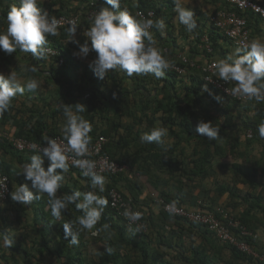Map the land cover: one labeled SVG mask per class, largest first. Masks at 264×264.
Instances as JSON below:
<instances>
[{
	"label": "trees",
	"instance_id": "obj_1",
	"mask_svg": "<svg viewBox=\"0 0 264 264\" xmlns=\"http://www.w3.org/2000/svg\"><path fill=\"white\" fill-rule=\"evenodd\" d=\"M74 1H79L80 5L68 10L64 9L67 3L59 1L61 9L50 13L51 16L79 13L87 9L91 2ZM214 1L218 3L220 0ZM255 1L263 4L264 0ZM53 3L57 4L58 1ZM95 6L99 9L111 7L105 0H96ZM121 7L127 8L134 15L139 9H152L155 11L153 20H164L163 35L155 28L150 31L158 41L157 46L172 63L165 77L160 80L152 74L128 77L122 71L109 70L104 79H98L87 59H77L73 55L65 43L71 38L67 32L68 27L62 28L58 36L48 37L46 45V48L57 49L58 55L47 53L46 59L37 61L31 53H23L18 49L5 56L3 62L12 63L18 56L21 62L31 66L35 64L40 69L33 76H44L45 80L56 82L55 92L63 95V98L57 104L49 105V112L29 105L25 100L17 103L14 98L10 109L0 119L1 125L16 127L15 136L46 143L43 141L44 134L51 138L63 137L61 128L65 118L60 107L62 102L86 105L87 110L82 115L92 124L91 144L100 136H105V151L114 160L129 166L128 172L111 175L106 179L103 193L96 190L109 201L96 228L100 229L105 223L110 228L108 232L98 231V236H91L100 245L93 254V244H89L93 242L89 237L91 231L74 226L73 230L78 233L77 244L70 243L71 237H65L63 223L75 220L83 214L82 211L71 204L62 220L54 221L48 198L42 196L36 200V205L31 204L33 215L30 223L34 235L32 246H19L11 250L0 247V254L21 253L28 264H42L46 258H53L58 264H264L261 259L264 256V243L261 238L241 235L240 239L248 241L259 256L243 252L236 246L222 242L208 226L165 211L152 196L155 193L167 202L175 201L178 197L182 204L190 202L194 207L202 200L210 210L222 206L230 210L235 219L248 230L264 234V179L259 177V168L241 162H233L228 167L224 161L228 157L244 155L242 151L236 150L240 146L241 134L247 136L248 145L254 141L262 144L264 158V139L259 137L257 131L258 125L264 122V103L257 104L254 100L243 102L224 95L205 81V64L186 55L194 62V65H190L184 62L181 53L188 45L189 51H202L207 62H212L226 57L237 45L215 26L211 20L212 15L204 12H200V17L196 19L197 28L193 33L187 32L182 24H179L180 34L176 33L177 13L174 11L173 0H121ZM224 7L229 8V5L223 0ZM9 8L10 5L3 6L0 0V19H6ZM233 10L247 18L253 39L264 40V20L259 15L249 10ZM90 23L83 14L77 32L82 27L88 29ZM84 43L91 45L90 39L84 36L74 47L79 50L78 46ZM95 56L93 51L87 58L92 61ZM61 58H64L62 65ZM177 66L183 67L186 72L180 73ZM205 85L209 92L202 91ZM214 96H219L220 101L214 99ZM124 117L131 120L126 125ZM201 119L220 126L221 138L218 141H210L196 134L195 127ZM153 127L168 128L164 145L141 142V136ZM249 131H252V137H248ZM193 141L194 148L190 151L188 148ZM0 151V169L11 178L12 184H23L21 179L25 176L22 167L13 162L20 165L30 162L33 151L15 148L3 135H0ZM48 165L49 161L45 157V168ZM221 167L225 171L229 169L232 177L226 175L223 180L219 172ZM70 168L78 174L79 183L82 181L83 186L62 182L57 195L71 194L76 190L82 193L92 190L90 178L84 177L80 169L71 165ZM125 182L128 183V194L119 186ZM113 187L120 189L125 198L132 199L136 207L145 211L148 223L146 230L141 229L133 235L137 227L130 226L110 204L109 191ZM186 187L193 192L187 194ZM146 189L148 193L142 199L141 195ZM225 194L228 197L223 204L220 201ZM10 198L11 195L6 202H0V234L6 232L11 236L12 221L7 214L11 208L4 206V203H11ZM21 208L24 209L21 206L13 209L17 213L16 220L19 223L28 222ZM235 231L239 234L240 229ZM106 248H111V253ZM4 257L8 262V258Z\"/></svg>",
	"mask_w": 264,
	"mask_h": 264
},
{
	"label": "clouds",
	"instance_id": "obj_2",
	"mask_svg": "<svg viewBox=\"0 0 264 264\" xmlns=\"http://www.w3.org/2000/svg\"><path fill=\"white\" fill-rule=\"evenodd\" d=\"M42 2L43 0H18V3L10 6L6 16V30L0 31V51L11 55L19 49L20 52L31 53L32 58L37 61L47 58L48 37L59 35L63 21L56 16L50 17L40 7ZM105 3L111 7L96 11L91 18L90 27L84 32L91 45H80L73 55L85 59L94 51L96 56L90 62V67L98 79H104L109 70L122 71L128 77L134 74H152L158 80L165 77L166 71L172 68V63L157 46L158 41L150 31L155 28L163 35L164 20L134 15L127 8L121 7V0H105ZM173 3L179 23L185 26L187 32L193 33L197 28L194 9L184 6L182 0H173ZM77 28L75 20L69 22V40H74ZM211 67L214 70L213 75L219 80L234 83L233 87L226 89L230 96L254 100L257 104L264 103V40L254 38L239 42L233 52L214 60ZM28 70L36 72L38 68L33 64ZM39 87L40 81L36 78L22 81L16 71L12 70L8 75L0 73V115L10 109L14 98L23 96L26 90L34 92ZM202 91L209 92L207 85ZM214 99L219 102L221 98L214 96ZM60 107L65 118L61 131L66 143L44 134L43 141L46 146L36 143L31 145L34 154L31 155L30 162L21 166L25 179L31 181V188L26 183L15 186L11 199L23 205H31L34 200H40L46 194L54 221H61L69 205L75 204L83 214L73 221L64 222L63 229L65 237H71L70 243L77 244L78 233L73 230L76 225L81 230L95 229L94 235L98 231L108 232V223L103 224L100 229L96 226L109 201L96 191H105L106 177L101 174L102 169L97 171L96 161L87 158L91 155L89 146L92 140V124L82 115L87 110L86 105L62 102ZM168 131L167 127H153L150 132L141 136V142L164 145ZM257 131L259 137L264 139V122L258 125ZM195 132L210 141L221 138L220 126L214 125L212 121L199 120ZM45 157L49 161L47 168L44 166ZM70 162L72 167L80 169L84 177L90 178L92 190L83 193L76 190L71 194L57 195L65 179L64 174L69 172ZM5 187V184L0 183V189ZM2 195L3 192L0 191V196ZM176 204L177 201H173L166 206L167 210L174 212ZM123 216L132 223L140 221L143 214L126 209ZM141 228L142 226L137 225L133 235ZM13 244L14 240L8 233L0 234V247L10 249ZM106 251L111 253L112 249L106 248Z\"/></svg>",
	"mask_w": 264,
	"mask_h": 264
},
{
	"label": "built area",
	"instance_id": "obj_3",
	"mask_svg": "<svg viewBox=\"0 0 264 264\" xmlns=\"http://www.w3.org/2000/svg\"><path fill=\"white\" fill-rule=\"evenodd\" d=\"M224 1L229 5V8H222L217 10L211 17L212 22L215 24V26L219 27L222 31H224L225 34L228 37H230V39L237 46L241 41L252 40L253 38L251 37V30L248 27L247 18L245 16L239 15L233 9H237V10L239 9L241 11H247V10L252 11L255 14L259 15L264 20V5L255 0H224ZM95 5H96V0H91L89 5L87 6L88 8L85 9L84 11L82 10L76 14L72 13V14H64L58 16L57 18L63 21V26L59 30L68 27L69 22L72 20H75L77 24H80L83 14H85L86 18L89 21H91L93 14L96 11L100 10ZM136 14L145 18L153 19L155 15V11L152 9L151 10L139 9L137 10ZM205 41L208 42L207 37H205ZM207 47L209 48V50H211L209 44H207ZM47 49H48L47 53L51 56H56L59 54V51L57 49H54L52 47H48ZM182 55H183L182 59L184 60V62L189 63L190 65H194V62L191 61L186 55L184 54ZM63 63H64V58H61L60 65H62ZM212 63L213 61L206 62L203 67L205 71V81L211 84L212 86H214L224 95L230 96L226 92V89L227 88L230 89L231 87H233L234 83H225L219 80L217 77H215L213 75L214 70L211 67ZM176 69L180 73L186 72V70L180 66H177ZM232 98L243 102L249 101L246 98L244 99H239L236 97H232ZM0 135H3L6 138H8L13 143L14 147L21 151H32L31 145L33 143H36L41 146L43 145L46 146V143H37L34 141H29L28 139L17 137L15 136V133H11V132H2V130H0ZM252 136H253L252 131H249L248 137H252ZM55 138L63 141V137L61 136H57ZM63 142L66 143V141ZM106 142H107V138L105 136H100L94 143L90 144L89 149L91 155L88 156L87 158L96 161L97 171H101L102 169L101 174H103L106 177V179L111 175H117L128 172L129 166L127 164L119 163L118 161L114 160L105 151ZM0 183L6 185L5 188L0 189V191L3 192V195L0 196V202H6L9 199V196L11 195L12 192V180L1 169H0ZM109 196H110L111 206L115 208L121 216H123V212L126 209L142 212L143 216L140 221L130 223L127 220L130 226L137 227V225H140L142 226L141 229H145V230L148 228L145 211L136 207L133 204L132 199L125 198L124 194L120 189L116 187L111 188V190L109 191ZM152 196L156 198L158 204L161 205L165 211L170 212L167 210L166 206L171 204L173 201L167 202L164 198L156 196L155 193H152ZM175 201H177L176 209L174 212H170V213L185 217L190 221L200 222L208 226V228L212 230L222 242L236 246L239 250L243 252H247L250 254H254L255 256H259L253 250L251 244L248 241L240 239L241 235L253 236L257 238L258 237L257 233H254L248 230L245 226L241 225V223L237 219H235L233 213L230 210L222 206H217L214 210H210L208 209L207 204L202 200H199L197 207H190L188 205H184L181 203L179 198H176ZM235 229H240L239 234L235 231ZM261 259L264 261V256H262Z\"/></svg>",
	"mask_w": 264,
	"mask_h": 264
},
{
	"label": "crops",
	"instance_id": "obj_4",
	"mask_svg": "<svg viewBox=\"0 0 264 264\" xmlns=\"http://www.w3.org/2000/svg\"><path fill=\"white\" fill-rule=\"evenodd\" d=\"M53 1H58L57 4H54ZM59 1H63V0H43V2L40 4V7L44 10L47 11L49 16H51V14H53L54 12L58 11L61 9L60 7V3ZM64 3H67V6L64 8L65 10H68L70 8H74L77 7L78 5H80L79 1H74V0H64ZM3 6L6 5H12L13 3H18V0H1ZM184 6L186 7H190L192 9H194V12L196 13L195 15V19H198V17H200V12H204L210 15H213L217 10L222 9L223 8V0H220L218 3L215 2L214 0H198V1H186L184 3ZM224 8H228V7H224ZM51 13V14H50ZM175 24L177 26V32L179 33V20L178 17H175ZM7 27V21L6 19H0V31H5ZM262 34L264 35V22L262 23ZM85 30H87L86 27H82L81 30L79 32L75 33V37L74 40H69L71 38H69L65 43L66 45H68L72 51V53L78 51V49H76L74 47V45L78 44L79 39L84 37V32ZM79 47V46H78ZM182 54L189 56L190 58L196 59L197 61H201L203 64H205L207 62V59H205L204 54L202 51H197V52H191L189 51V46H185L184 49H182ZM5 56H9V54H6L3 51H0V73H3L5 75L10 74V72L16 71L18 74V78H20L22 81H26L28 78H36V79H42V81H40V87L34 91V92H29V91H25L23 96H18L16 97L17 99V103H19L20 101H27V103L29 105H33V106H37L40 109H44L45 112H47L50 108L49 105H53V104H57V102H59V99L63 98V95H58L55 92V87H56V82H49L47 80H45L46 78L44 76H33L34 72L29 71V67L31 66L29 63H24L21 62L18 58V56L14 59V61L12 63H5L3 62V59ZM76 57V56H75ZM77 59H81L76 57ZM87 59L88 62H91V60L89 58H85ZM83 59V60H85ZM40 69V68H38ZM49 112V111H48ZM0 119H1V115H0ZM124 124L126 125V123H129L131 120L128 117H124L123 119ZM0 129L2 130V132H11V133H15L16 131V127L12 126V125H1L0 124ZM137 130V128H136ZM238 133V132H237ZM240 135V134H239ZM247 136L246 135H242L241 134V141H240V146L238 148H236V150H240L242 151V153L244 155H236L234 157H228L225 158L224 161L228 163V167L231 166V163L233 162H241L242 164L246 165V166H253L256 165L259 170H260V179H264V158H262V151H263V146L260 142L254 141L252 142V144L248 145L247 144ZM195 142L193 141L190 145H189V150H192V146H194ZM0 153H2L0 151ZM259 153L257 156L256 154ZM1 156H3V154H1ZM8 160V159H7ZM223 161V162H224ZM13 164L18 165V166H22L20 164H18V162H13ZM59 171V170H57ZM219 172L224 176L227 175L228 178L232 177V173H230L229 169H225L223 167H221V170H219ZM231 174V175H229ZM65 179L63 181V183H68L70 185H78L80 187L83 186V182L81 181L79 183V176L78 174L71 168H69V172L64 174ZM23 184H28L29 187L31 188V181L26 180L25 178L22 177L21 179ZM20 183L17 182H13L12 184V188L14 189L15 186H19ZM188 184V183H187ZM120 188L123 189L124 192H126L128 194V190H127V186L128 183H122L119 184ZM173 186V185H172ZM185 189H187V194L193 192H190V188L186 187ZM35 192V189H32ZM192 190V189H191ZM14 191V190H13ZM185 191V190H184ZM148 193V190L146 189L144 191V193L141 195V198H145L146 195ZM228 197V194H225ZM225 195L223 197H225ZM44 196H47L46 194ZM222 197V198H223ZM178 198V197H176ZM187 201H189V198L186 199ZM227 200V198H226ZM11 203H4V206L7 208H11V210L9 211V213H7L10 217V220L12 221L11 223V238L14 240V244L10 247V248H16L19 246H26V247H31L33 242H32V237H34L33 232H32V223H30L32 220V215H33V207H31V205H23L19 202H15L10 198ZM37 201L34 200L33 204L36 205ZM186 205L190 206V207H194L190 202H187ZM16 206H21L24 209L21 208V212L23 215H27V220L28 222L22 221V222H17L16 220V212L13 211V209ZM48 209V207H47ZM25 212V213H24ZM0 228H2V223H1V218H0ZM262 230V229H261ZM258 235V238H261V235ZM91 236H98V232H96V234H93V231H91V234L89 237ZM31 237V238H30ZM92 239V237H91ZM93 242L89 243V244H93L94 248L98 245V243H96L94 241V239H92ZM262 241V239H261ZM264 243V242H263ZM100 244V243H99ZM6 250H11V249H6ZM14 254V255H12ZM12 254L10 253H4V254H0V264H28L29 262L27 260H25V257L23 254L18 253V252H12ZM6 256L8 258V262L5 260ZM42 264H58L57 261L53 258H46L44 260V263Z\"/></svg>",
	"mask_w": 264,
	"mask_h": 264
},
{
	"label": "rangeland",
	"instance_id": "obj_5",
	"mask_svg": "<svg viewBox=\"0 0 264 264\" xmlns=\"http://www.w3.org/2000/svg\"><path fill=\"white\" fill-rule=\"evenodd\" d=\"M186 1H198V0H182L183 3H185ZM262 1H263V0H262ZM263 4H264V1H263ZM38 80H39V79H38ZM40 81H42V79H40ZM190 151H191V150H190ZM258 154H259V153H257L256 155L259 156ZM225 177H226V175H224V176L222 175L223 180H224ZM226 198H227V195H225V197H223V198L221 199L220 202L224 204L225 201H226ZM261 239H262V242H264V234L261 235ZM99 247H100V245H99L98 247L96 246L95 248H94V246H92V248H93V250H94V251H92V252H94L93 254L96 253V251L99 249Z\"/></svg>",
	"mask_w": 264,
	"mask_h": 264
}]
</instances>
